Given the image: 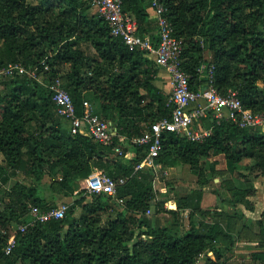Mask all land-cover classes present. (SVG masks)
Masks as SVG:
<instances>
[{
	"label": "trees",
	"instance_id": "16d2710c",
	"mask_svg": "<svg viewBox=\"0 0 264 264\" xmlns=\"http://www.w3.org/2000/svg\"><path fill=\"white\" fill-rule=\"evenodd\" d=\"M162 3L174 36L183 42L180 65L190 89L205 91L212 67L220 94L235 90L243 108L264 113V0ZM93 8L90 0H0V66L20 62L36 73L48 68L41 81L15 76L2 82L6 92L0 90V183L18 174L29 178L28 184L15 182L0 198V264H198L200 257L202 264H231L238 238L232 225L240 215L203 218L200 203L207 184L199 161L220 155L229 173L247 181L238 165L248 160L253 163L244 165L245 172L264 177V132L216 121L209 114L205 119L211 134L201 142L164 134L156 164L188 166L199 187L174 200L175 210H164L174 223L188 211L187 229L173 234L170 227L149 226L141 216L152 204L154 175L135 171L146 148L131 140L169 117L172 104L153 85L158 67L151 55L129 51ZM121 8L134 18L140 36L157 41L150 0H121ZM206 50L209 60L203 55ZM56 77L78 115L87 102L93 114L112 124V146L70 133L47 88ZM116 146L121 155L114 153ZM127 151L133 153L129 159L124 158ZM44 171L57 175L50 186L53 193L81 196L62 218L33 222L17 232L14 247L5 254L12 229L25 222L30 207L51 208L42 188ZM96 171L116 182L113 197L79 191V181ZM228 193L232 207L252 210L248 198L255 190L229 183ZM76 208L81 210L78 215ZM254 225L260 242L250 260L264 264V210Z\"/></svg>",
	"mask_w": 264,
	"mask_h": 264
},
{
	"label": "built area",
	"instance_id": "2783aa9c",
	"mask_svg": "<svg viewBox=\"0 0 264 264\" xmlns=\"http://www.w3.org/2000/svg\"><path fill=\"white\" fill-rule=\"evenodd\" d=\"M97 13L106 22L112 36L119 37L129 51H144L149 53L155 64L164 69L171 81V94L169 102L172 110L169 117L161 118L152 123L142 135L132 138L133 144L146 148L142 160L135 166V171L153 169L157 166L156 158L162 150L164 134L175 133L190 141L201 142L211 134V129L194 130L202 119L210 114L216 121L230 120L242 129H253L264 132V113H254L243 108L235 90L229 89L220 94L212 81V67L208 70L207 86L205 91L194 92L190 89L189 77L180 65V54L183 42L173 34V28L165 17L166 9L162 0H150V9L155 15L157 25V41L148 36H140L135 28V20L122 12L121 0H90ZM47 66L36 73L20 62L8 63L0 66V82L15 76L28 75L41 81L43 71ZM203 68L198 69L202 72ZM52 101L56 107V114L69 123L71 134H81L96 141L101 146H112L115 132L109 121L93 114L87 102L82 103L83 111L80 115L72 103L70 95L63 87L62 81L56 77L49 81ZM123 141V138L119 139ZM114 153L121 155L119 146L113 148ZM126 154H124V157ZM123 182V180H121ZM84 189L87 193H104L113 197L116 192V182L106 174L96 171L85 179ZM66 206L41 210L31 206L25 222L18 224L8 238L4 253L9 254L15 243V234L22 232L33 222H47L57 220L64 216Z\"/></svg>",
	"mask_w": 264,
	"mask_h": 264
},
{
	"label": "rangeland",
	"instance_id": "374dc122",
	"mask_svg": "<svg viewBox=\"0 0 264 264\" xmlns=\"http://www.w3.org/2000/svg\"><path fill=\"white\" fill-rule=\"evenodd\" d=\"M87 1V0H86ZM93 12L95 9L93 8ZM205 60H209L211 58V53L209 51L204 52ZM42 78H40L41 80ZM0 90L6 92V89H3L2 82H0ZM66 128H69L68 123H66ZM194 130L197 128L194 127ZM2 162V157L0 156V163ZM252 161L244 160L238 165V169L243 174H246L247 181L243 178H239L238 175L231 174L226 170L225 161L222 156H215L209 159H200L199 164L203 165V174L206 180V186L203 187V218L209 219H218L222 218L225 214L232 215L237 214L239 209L243 207L235 206L232 207L229 201V193H228V185L232 183L236 187L239 188H251L255 190L253 196L248 199L252 204H255V210H259L264 206V177H253V175L245 172L244 165L252 164ZM169 162H162L159 166H156L153 169H146L154 175L153 181V200L152 204L149 208L150 213L148 211L146 214L142 215L141 218L147 220L151 225H155L158 223L160 226H167L172 229L173 234H179L188 228L187 225V217L184 215L182 218L179 216V220L177 223H174L172 219L169 220V213L166 214L164 210H170L167 205L164 203H171L172 198L177 197L182 193L192 192L195 188L199 187V183L197 182V176L192 174L189 167L186 165L177 164L174 166H169ZM42 181V188L44 191V197L47 200L48 207L56 208L60 206H66L67 208L73 203L74 200L79 199L81 193L76 192L71 197H63L61 195H57L52 192L50 186L51 183L57 179V175L53 172L44 171ZM15 182H21L24 184L29 183V178L23 176L22 174H18V176L11 178L6 184L0 183V198H4V191L9 189ZM85 182H79V191L84 189ZM178 190L179 192L176 194L172 191ZM201 201V202H202ZM88 202V200H87ZM159 211V213H156ZM81 212L79 208L75 209L76 215ZM212 212V213H211ZM210 215L208 216V214ZM248 213V212H247ZM249 217L243 221V223L248 224V229L241 234V238H246L254 244H258L260 241L254 233L256 232V228L254 225L255 218L258 216L255 213H248ZM28 216H25L27 219ZM199 217V219H198ZM197 220H201V217L198 216ZM171 218V217H170ZM169 221V222H168ZM13 231V229H12ZM236 250L239 246H235ZM252 250H257V245L251 247ZM251 250V251H252ZM250 251V250H249ZM249 255V254H248ZM238 255L233 254L231 263H235L238 261ZM204 261L203 257H200L198 264H202ZM248 261V260H247Z\"/></svg>",
	"mask_w": 264,
	"mask_h": 264
},
{
	"label": "crops",
	"instance_id": "0c3cea01",
	"mask_svg": "<svg viewBox=\"0 0 264 264\" xmlns=\"http://www.w3.org/2000/svg\"><path fill=\"white\" fill-rule=\"evenodd\" d=\"M149 14H150V19L155 23V15L153 14V12L151 11V9H149ZM132 17V16H131ZM133 18V17H132ZM134 19V18H133ZM150 37V36H148ZM152 57V56H151ZM153 58V57H152ZM158 67V66H157ZM153 85L159 89L160 91H162V93L164 95H167L170 97V94H171V89H172V86H171V81H170V78H169V75L168 73L158 67V71L154 77V80H153ZM89 104V107L91 109V105L90 103ZM209 124V121L207 119H203L200 121V123L198 125H195L194 127L197 128V130H203V129H206L207 126ZM112 126V124H111ZM113 128V127H112ZM126 156L124 157L125 159H129L133 156V153L131 151H127L126 153ZM160 164H157V166H159ZM79 182H85V180H81ZM178 193L179 191L178 190H174L172 191V193ZM190 192H184L180 195H178L177 197H174L172 199L176 200L178 199L179 197H183V196H186L187 194H189ZM203 199V198H202ZM174 200L171 201V203L169 202L168 204H166L167 202H165L164 204L167 205V207L170 209V210H175V204H174ZM151 206V205H150ZM200 207L201 209H203V201L200 203ZM239 207H241V205H239ZM243 207V206H242ZM166 210V209H165ZM264 210V206L262 208H260L259 210H255V204H252V210H247L245 209L244 207L242 209H239L237 211V213L240 215V218L239 219H235V221H233V225H232V228H233V234L238 237L237 238V241H236V244L235 246H239V248L236 250V248L234 247V256L235 255H238V261H236L235 263L233 264H257V263H252V261L250 260V254L256 250H252L251 247L255 246L256 244L252 243L251 241H249L248 239L246 240V238H241V234L246 231V227L248 224H245L243 223V221H245L248 217H249V214L248 213H255L258 217L255 218V220H258L260 219V216H261V213L262 211ZM248 212V213H247ZM150 213V210H148V214L149 215ZM212 213V212H211ZM168 214V213H166ZM169 215V220L172 219L173 221V217L171 214H168ZM186 216L188 218V211H183L179 214V216L182 218L183 216ZM171 217V218H170ZM197 217L198 216H195L194 218L197 220ZM199 219V217H198ZM149 226L151 227H157V226H160L158 225V223H156L155 225H151L147 220L143 219ZM169 222V221H168ZM188 222V221H187ZM239 232V233H238ZM250 250V251H249ZM252 250V251H251ZM249 254V255H248ZM248 260V261H247ZM232 264V263H231Z\"/></svg>",
	"mask_w": 264,
	"mask_h": 264
}]
</instances>
